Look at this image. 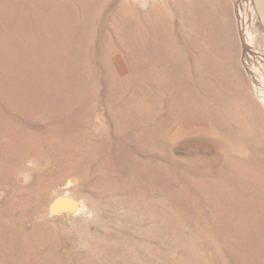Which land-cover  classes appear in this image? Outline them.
I'll return each instance as SVG.
<instances>
[{
	"label": "rangeland",
	"instance_id": "1",
	"mask_svg": "<svg viewBox=\"0 0 264 264\" xmlns=\"http://www.w3.org/2000/svg\"><path fill=\"white\" fill-rule=\"evenodd\" d=\"M240 1L0 0V264H264ZM65 195L88 211L45 212Z\"/></svg>",
	"mask_w": 264,
	"mask_h": 264
},
{
	"label": "bare ground",
	"instance_id": "2",
	"mask_svg": "<svg viewBox=\"0 0 264 264\" xmlns=\"http://www.w3.org/2000/svg\"><path fill=\"white\" fill-rule=\"evenodd\" d=\"M236 2L238 1H240V0H235ZM168 2V1H167ZM187 2V1H186ZM240 2H242V0L240 1ZM188 3H189V5H190V9H192V7H193V0H188ZM248 3V2H247ZM253 3V2H252ZM234 4V3H233ZM243 4V3H242ZM242 4H241V6H242ZM244 4H245V2H244ZM249 4V3H248ZM188 5V4H187ZM251 5V4H250ZM253 5V4H252ZM229 6V5H228ZM230 6H232V5H230ZM238 7H239V5H237ZM132 8V7H131ZM237 8V7H236ZM248 8V7H247ZM245 10V9H244ZM238 12V11H237ZM191 11H190V13H189V15L191 16ZM245 14V13H244ZM261 14V13H260ZM215 15V14H214ZM70 16V15H69ZM238 16V15H237ZM239 24H240V32H241V49H242V52H244L245 54H246V61H247V63H245V64H247L248 65V67L249 68H251L252 69V67H251V65H250V63H249V59L251 58L250 57V55L251 54H254V55H256V56H259V55H261V53L259 52V51H257L254 47H253V45H252V40H251V32H250V30H249V27H248V22L250 21L249 19L251 18V15H250V18L248 19L249 21L247 22L246 20L247 19H245L244 18V16H243V14L240 12L239 13ZM253 20V19H252ZM263 20V19H262ZM53 21H54V19H53ZM236 21V20H235ZM253 24H255V23H253ZM183 26V25H182ZM217 27H219V26H217ZM220 27L222 28V26L220 25ZM219 27V28H220ZM219 28L217 29V30H219ZM223 28H224V26H223ZM224 30V29H223ZM252 31V30H251ZM222 32H224V31H222ZM213 33V31L211 32V34ZM219 33V32H218ZM225 34H226V31L224 32ZM214 34V33H213ZM221 34V33H220ZM253 34V33H252ZM216 35V34H215ZM219 35V34H218ZM254 35H255V33H254ZM217 36V35H216ZM253 36V35H252ZM219 37H220V35H219ZM31 41V40H30ZM222 41V43H223V40H221ZM220 41V42H221ZM254 41V40H253ZM220 44V43H219ZM218 44V45H219ZM217 45V46H218ZM72 46V45H71ZM216 46V47H217ZM220 46V45H219ZM223 47L225 46L224 44L222 45ZM217 50V49H216ZM219 50V49H218ZM225 50V49H224ZM224 50H223V52H224ZM74 51V50H73ZM70 55V54H69ZM77 55V54H76ZM252 56V55H251ZM71 57V56H70ZM79 58V57H78ZM244 58V57H243ZM70 59H72V58H70ZM75 59V58H74ZM207 59V57L205 58V60ZM261 59H263L262 57H261ZM76 60V59H75ZM205 63H206V61H205ZM257 64V63H256ZM93 65V64H92ZM119 67H120V65H119ZM250 69V70H251ZM252 71V70H251ZM208 72H209V70H208ZM208 72H207V70H206V77L209 75L208 74ZM197 74V73H196ZM85 75V74H84ZM255 75V74H254ZM251 79V78H250ZM85 80V79H84ZM87 80V79H86ZM90 80V79H89ZM80 81V80H79ZM78 81V82H79ZM261 83H264V81H261ZM87 84V83H86ZM82 85V84H81ZM155 86V85H154ZM208 86V85H207ZM207 86L205 87V88H207ZM261 86H263V93H264V85H261ZM81 87V86H80ZM209 88H211V87H209ZM145 90V89H144ZM253 92H254V95H255V97H254V99L256 100V103L264 110V102L263 101H261L260 99H259V97L257 96V91L256 90H253ZM217 94V93H216ZM147 96V95H146ZM218 97V96H217ZM144 101V100H143ZM131 102V101H130ZM138 105V104H137ZM261 109V110H262ZM263 110H262V112H263ZM240 117V116H239ZM86 120V119H85ZM152 120V119H151ZM250 120H252V119H250ZM122 121V120H121ZM106 126V125H105ZM243 131V130H242ZM245 132V131H244ZM243 132V133H244ZM209 140V139H208ZM260 143H262V142H260ZM183 144V143H182ZM237 144V143H236ZM256 145V144H255ZM182 146V145H181ZM249 155V154H248ZM211 156V155H210ZM24 173H25V171H24ZM29 174V173H28ZM27 174V175H28ZM230 175H231V173H230ZM206 180V179H205ZM73 181V180H72ZM225 182V181H224ZM64 189V188H63ZM215 189V188H214ZM224 191V190H223ZM228 191V190H227ZM58 193V192H57ZM60 194V193H59ZM103 194V193H102ZM227 195V194H226ZM66 196V197H65ZM65 196H61V197H59V199H57L56 197V199L57 200H53L51 203V205H49L48 204V206L45 208L46 209V211L45 212H47V214L48 213H50V215H55V217H56V214L58 215V214H61V213H67V214H74V213H76V212H79V211H81V210H84V211H88V209H87V206L84 204V205H81L80 203H79V201L77 200H75L74 198H73V196H72V198H71V196L70 197H68L67 195H65ZM198 197H199V195H198ZM225 198V197H224ZM237 199V198H236ZM222 202V201H221ZM251 202V201H250ZM258 202V201H257ZM253 203H255V201H253ZM226 204V203H225ZM257 205V204H256ZM234 206V205H233ZM239 206V205H238ZM208 207V206H207ZM233 208V207H232ZM82 213V212H81ZM228 213V212H227ZM46 214V215H47ZM63 215V214H62ZM65 215V214H64ZM59 216V215H58ZM72 216V215H71ZM219 216V215H218ZM4 217V216H3ZM228 217V216H227ZM235 220V219H234ZM216 221V220H215ZM215 224V223H214ZM232 225V224H231ZM208 227V226H207ZM262 227H263V229H264V223L262 224ZM201 229V228H200ZM218 229V228H217ZM262 229V230H263ZM234 230V229H233ZM202 231V230H201ZM206 231V230H205ZM225 233V232H224ZM222 235V234H221ZM225 235V234H224ZM239 237V236H238ZM200 239V238H199ZM239 239V238H238ZM237 241V240H236ZM227 243H229V242H227ZM217 244V243H216ZM226 245V244H225Z\"/></svg>",
	"mask_w": 264,
	"mask_h": 264
}]
</instances>
